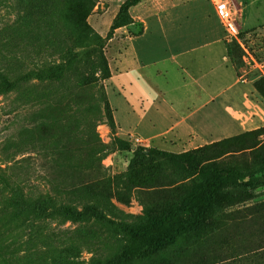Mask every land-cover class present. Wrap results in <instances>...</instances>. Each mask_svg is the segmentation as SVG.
Returning <instances> with one entry per match:
<instances>
[{"label":"rangeland","instance_id":"obj_1","mask_svg":"<svg viewBox=\"0 0 264 264\" xmlns=\"http://www.w3.org/2000/svg\"><path fill=\"white\" fill-rule=\"evenodd\" d=\"M124 1L0 0V70L17 76L59 67L63 76L61 82L32 77L20 84V90L0 93V167H15L10 172L13 182L22 183L31 198L48 193L66 202L65 191L74 190L85 197L89 208L99 207L95 199L115 207L113 214L75 220L48 214L31 223V233L51 237L55 246L66 244L71 235L79 238L86 246L75 261L92 264L99 257L97 249L114 254L131 245L129 228L147 226L153 215L172 213L176 217L166 230L180 222L188 223L190 230L158 253L148 251L146 243H136L134 255L140 258L132 264H236L257 257L264 249V135L257 149L236 146L214 161L247 177L225 184L201 219L195 201L186 204V200L209 177L190 176L163 159L138 164L133 151L142 147L181 153L207 145L201 141L213 143L262 128L264 99L250 96L255 112L251 124L237 126L234 132L206 131L196 140L178 132L150 141L139 139L136 114L91 63L99 53L107 63L117 59L127 37L144 31L141 19L188 1L192 2L176 14H197L199 5L210 8L211 0H141L121 15ZM224 1L235 17L231 31L221 24L226 43L239 45L244 65L238 70L253 85V79L264 78V0ZM147 26L154 30L156 19L151 17ZM94 68L96 76L90 78ZM117 140L129 143L130 150H121ZM22 142L27 144L18 150ZM22 159L25 163L16 166ZM249 178H258L257 187L241 184ZM77 211L84 212L82 207ZM22 247V254L29 247L45 248L38 240Z\"/></svg>","mask_w":264,"mask_h":264},{"label":"crops","instance_id":"obj_2","mask_svg":"<svg viewBox=\"0 0 264 264\" xmlns=\"http://www.w3.org/2000/svg\"><path fill=\"white\" fill-rule=\"evenodd\" d=\"M191 2L141 19L144 31L127 37L118 58L108 60L109 81L136 114L141 140L174 132L196 140L206 131L234 132L254 117L250 96L258 100L257 91L234 67L212 2L201 3L197 14H176ZM151 17L154 30L147 26Z\"/></svg>","mask_w":264,"mask_h":264},{"label":"trees","instance_id":"obj_3","mask_svg":"<svg viewBox=\"0 0 264 264\" xmlns=\"http://www.w3.org/2000/svg\"><path fill=\"white\" fill-rule=\"evenodd\" d=\"M141 0H125L121 15H126L130 8L136 6ZM227 53L231 58L234 67L238 70L244 65L243 53L236 41L227 43ZM91 65L99 67L100 74L104 79L110 78V70L105 57L99 53L97 60ZM59 67L49 68L42 71H29L24 75L12 76L10 72L0 70V93L20 90V84L28 82L30 78L35 77L39 80H49L61 82L63 80ZM94 68L90 73V78L96 76ZM257 75H255L256 78ZM88 78V79H90ZM91 81L88 80V83ZM253 87L258 95L264 99V78L258 77L253 79ZM264 135V127L247 131L242 134L222 139L203 147L196 148L181 153H172L158 150L156 148L137 147L134 151V160L138 164L149 158L163 159L172 162L186 171L190 176L204 175L209 180L201 187H197L192 195L186 200V204L195 201L198 209V218H204L210 209V206L216 195L222 190L225 184L229 182H241L247 176L235 167H219L214 164L215 160L220 159L226 154L234 152L236 146H243L244 149H257L259 138ZM17 145L20 150L25 144ZM121 150H130L131 145L122 140L116 141ZM25 160L22 159L15 163L16 166H22ZM15 167H0V264H39L47 262L49 264H80L75 261L79 256L80 248L86 246L75 236H69L68 241L63 246H55L50 240L51 237L31 233L32 222L43 219L48 214L50 216L62 219L75 220L78 217L92 215L101 216L102 213L113 214L115 207L105 202L103 199H95L99 206H85V197L79 195L77 191H65L66 202L59 201L56 197L48 193L31 198L24 192L22 183L16 181L12 176ZM9 173V174H8ZM258 178H249L242 182L246 188L253 189L258 185ZM85 206V207H84ZM78 207H82L84 212L79 214ZM176 217L175 214L168 213L164 215H153L150 217L149 224L145 227L138 226L129 228L128 233L131 236V245L121 249L114 254L104 253L97 249L99 256L92 264H132L140 256H135L134 245L136 243H146L148 251L158 253L166 250L172 245L176 238L183 232L190 230L191 226L186 222H180L166 230L171 219ZM26 236H28L26 238ZM36 240L40 241L45 248L42 251L27 248L22 254L21 248L30 245ZM49 240V241H46ZM93 246V245H91ZM21 249V250H20ZM236 264H264V249L258 253V256L239 260Z\"/></svg>","mask_w":264,"mask_h":264},{"label":"built area","instance_id":"obj_4","mask_svg":"<svg viewBox=\"0 0 264 264\" xmlns=\"http://www.w3.org/2000/svg\"><path fill=\"white\" fill-rule=\"evenodd\" d=\"M211 2L217 17L221 21L224 28L229 31L234 29L235 17L229 4L224 0H211Z\"/></svg>","mask_w":264,"mask_h":264}]
</instances>
